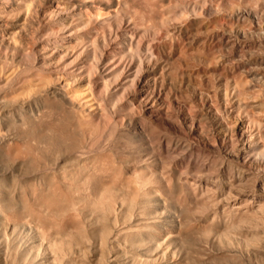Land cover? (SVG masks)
I'll return each mask as SVG.
<instances>
[{
    "label": "clouds",
    "instance_id": "clouds-1",
    "mask_svg": "<svg viewBox=\"0 0 264 264\" xmlns=\"http://www.w3.org/2000/svg\"><path fill=\"white\" fill-rule=\"evenodd\" d=\"M12 4L0 264H264V0Z\"/></svg>",
    "mask_w": 264,
    "mask_h": 264
},
{
    "label": "bare ground",
    "instance_id": "bare-ground-1",
    "mask_svg": "<svg viewBox=\"0 0 264 264\" xmlns=\"http://www.w3.org/2000/svg\"><path fill=\"white\" fill-rule=\"evenodd\" d=\"M21 0H13L12 8L9 9L10 14L14 11H17L21 8ZM23 19V17H21ZM3 21H0V24H3ZM7 24L9 26L8 31H11L15 28V22L12 20L7 21ZM7 34V33H6Z\"/></svg>",
    "mask_w": 264,
    "mask_h": 264
}]
</instances>
